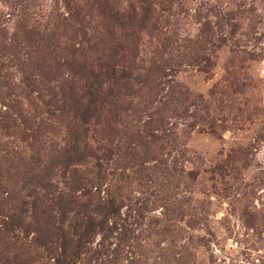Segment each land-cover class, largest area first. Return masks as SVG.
I'll list each match as a JSON object with an SVG mask.
<instances>
[{"label": "rangeland", "instance_id": "rangeland-1", "mask_svg": "<svg viewBox=\"0 0 264 264\" xmlns=\"http://www.w3.org/2000/svg\"><path fill=\"white\" fill-rule=\"evenodd\" d=\"M75 139L80 249L32 211ZM58 261L264 264V0H0V264Z\"/></svg>", "mask_w": 264, "mask_h": 264}, {"label": "trees", "instance_id": "trees-1", "mask_svg": "<svg viewBox=\"0 0 264 264\" xmlns=\"http://www.w3.org/2000/svg\"><path fill=\"white\" fill-rule=\"evenodd\" d=\"M107 75H109L107 73ZM96 103L97 100H91L89 103ZM80 104V106H79ZM74 109H79L83 106V102H74ZM87 114V113H86ZM81 136L86 135V132L80 133ZM79 139H75L74 143L70 144L68 148L64 149V162L62 163L63 170L62 175L65 178L66 191H58V186L55 185L54 169L56 164L50 163L45 167V174L37 182L40 188L45 190V194L39 197V193L36 201H34L33 218L36 223H40L41 218L49 225L64 224L68 222L69 228L72 230V235L78 242L76 249H80L82 246V240L90 238L96 235L98 232H104V228L108 223L109 213H113L115 210V203L112 200L107 201L101 197L99 188L93 189L94 183H91L90 178L78 170L76 165H85L86 151L88 146L82 147ZM73 166V170H70ZM38 177L35 178L37 180ZM44 200L39 205V201ZM107 201V202H106ZM105 209V210H104ZM99 211V213H98ZM103 211H107L104 213ZM100 216V218L98 217ZM19 224V222H17ZM59 232L67 235L68 232L62 228H56ZM70 241H67L64 245L65 250L63 255L68 254L71 251L69 246ZM69 248V249H68ZM59 264H71L66 261H58Z\"/></svg>", "mask_w": 264, "mask_h": 264}]
</instances>
